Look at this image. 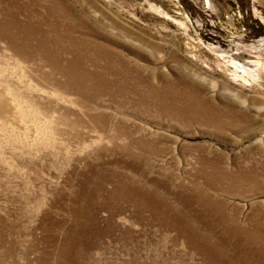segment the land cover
<instances>
[{
	"label": "rangeland",
	"instance_id": "1",
	"mask_svg": "<svg viewBox=\"0 0 264 264\" xmlns=\"http://www.w3.org/2000/svg\"><path fill=\"white\" fill-rule=\"evenodd\" d=\"M27 1L0 0V24L9 26L14 16L25 21ZM31 1L36 20L47 16L48 5L58 12L68 7L69 18L85 26L74 36L97 44L99 54L118 55L130 84L137 82L143 93L171 83L182 90L189 80L220 114L207 117V125L184 126L116 107L107 97H101L99 108L89 104L86 113L125 119L127 129L143 130L167 148L166 154L145 158L149 169L140 159L111 152L113 144L97 140L87 124L76 127L85 140L56 125L58 117H83L73 104L77 96L57 85L59 75L47 80L43 61L11 50L2 28L0 264H210L201 237L167 228L144 195L121 197L141 188L166 196L178 209L176 183L207 190L212 209L190 202L184 211L227 256L246 264L262 256L254 246L245 251V237L222 231L230 221H218L219 226L215 220L233 217L236 225L254 231L264 215V0ZM14 2L19 3L15 8ZM20 4L27 9L16 12ZM230 61L253 70L254 79L235 74ZM121 177L125 187L119 185ZM97 183L101 191L90 202L95 220H84L79 209ZM70 242L72 251H67Z\"/></svg>",
	"mask_w": 264,
	"mask_h": 264
},
{
	"label": "bare ground",
	"instance_id": "2",
	"mask_svg": "<svg viewBox=\"0 0 264 264\" xmlns=\"http://www.w3.org/2000/svg\"><path fill=\"white\" fill-rule=\"evenodd\" d=\"M17 4L19 3L12 4L13 8ZM22 4L16 7V12H21L28 8V10H25L26 20L21 22L17 16H14L9 26H7L8 24H0V30L2 32V28L4 29V37L7 39L11 50L17 54H27L25 57L28 59L37 57V60L43 61L45 66L49 68L47 80H53L51 76L55 74L59 75L61 79L57 82V85L61 86L63 90L67 89V93H73L77 96L78 100H75L73 104L79 107L83 117L72 121H68L64 117H58L55 120L56 125L60 124L71 131L73 130L72 138L85 140V137L76 130V127L87 124L94 129L93 132L96 133L97 140L107 139L110 144H113L111 152L118 151L130 159L138 161L140 159L144 164L148 155L166 154L168 152L167 148L158 147L154 137L147 136L143 130L127 129L125 119L109 118L100 112L86 113V110H90L89 104L99 108L103 105L101 97H107L109 103L116 107H133L136 110V114L145 112L147 116L155 114L162 122L166 120L184 124V126L193 122L207 125V117L213 116L215 112L219 113L213 106L207 104V99L202 98L201 87H197L193 83L190 84L189 80H184L186 85H184L182 90H177L175 88L176 84L171 83V85L168 84L163 89H156L150 94L143 93V89L135 86L138 85L135 81L134 85H131L128 72L121 69L123 62L118 55L113 54L109 50H103V54H99L102 49L97 44L90 43L85 38L74 36L76 31L84 29L83 27L85 26H83L82 21L76 22L69 18L68 7H62V10L58 12L48 5L46 8L47 16L36 20L32 16L33 1L28 0L26 2L27 8L23 7ZM65 18L66 21H64ZM43 26H49V29L46 30ZM91 34H94L93 31H91ZM32 41L34 44L31 43ZM79 51L83 52V54H79ZM66 56H68L67 59L64 58ZM230 63V65L235 67V74L236 72H241L242 75L245 74L253 78V70L231 61ZM255 66H261V64L256 62ZM53 82L55 83V81ZM2 103L0 100L1 107ZM152 108L155 111L149 113ZM155 121L157 122V120ZM111 122L117 125L109 129L107 124ZM168 128H174V125H170ZM118 139L127 140L128 145L122 147L115 145L114 142ZM138 155L142 156V158ZM203 162L207 164V161L204 160ZM144 165L150 169L147 163ZM204 179L206 180L204 185H207V176ZM119 182L120 187H125L127 180L121 177ZM174 187L177 193L173 198L178 203V209L169 206L170 204L165 199L167 198L166 196L159 197L154 192L144 190L147 192L145 193L142 192L141 188L138 191L130 189L129 192L121 195V197L125 198V196L130 195L140 199L144 195L142 197L147 198V204L152 209V213L158 216L161 223L167 228L190 234V236L201 237L205 244L210 264H246L244 261L227 256L224 253L225 250L212 239L207 229H200L197 221L190 219L184 211V206L190 202L201 204L206 208L208 205L209 209H212L213 205L207 203L209 199L207 198V190H204L201 185L196 183H190L188 186L176 183ZM100 191L101 188L98 187L97 183L94 188L86 192L84 197L86 204L78 212V215L84 220L95 217L92 214L93 205L90 202L95 199ZM118 198H120V195ZM214 203L217 204L216 202ZM216 212L218 213L217 208ZM260 217V222L256 225L254 231H249L236 225L233 217H220L217 221L215 220L217 224L226 220L231 222L230 226L224 227L222 231L225 234H232L234 237H245L246 252L253 250L250 246L261 250L263 254L260 257L254 256L253 258L250 255L251 259L253 258L254 260L249 262V264H264V215ZM92 220H95V218ZM84 225L79 224V229L85 227ZM94 227L96 232H98L96 225ZM74 234V240L76 242L79 241L80 235L78 231L75 230ZM72 246L73 244L70 242L65 249L72 251ZM83 248L84 246H81L80 249Z\"/></svg>",
	"mask_w": 264,
	"mask_h": 264
}]
</instances>
